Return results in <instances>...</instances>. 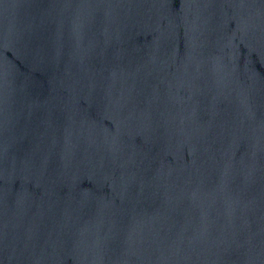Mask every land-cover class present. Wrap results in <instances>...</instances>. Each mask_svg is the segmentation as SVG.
Listing matches in <instances>:
<instances>
[{
	"label": "water",
	"instance_id": "water-1",
	"mask_svg": "<svg viewBox=\"0 0 264 264\" xmlns=\"http://www.w3.org/2000/svg\"><path fill=\"white\" fill-rule=\"evenodd\" d=\"M0 264H264V0H0Z\"/></svg>",
	"mask_w": 264,
	"mask_h": 264
}]
</instances>
